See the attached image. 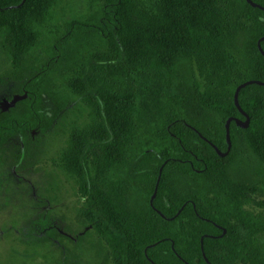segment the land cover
<instances>
[{
	"label": "trees",
	"instance_id": "obj_1",
	"mask_svg": "<svg viewBox=\"0 0 264 264\" xmlns=\"http://www.w3.org/2000/svg\"><path fill=\"white\" fill-rule=\"evenodd\" d=\"M88 1L92 15L36 55L55 0H0L4 78L19 98L0 110V152L14 141L15 170H38L53 130L72 134L83 114L100 122L45 173L48 189L60 170L74 174L85 198L77 223L89 229L58 264H79L83 246L98 264H264V224L243 209L264 192V86L239 90L248 122L231 120L228 139L224 127L245 120L236 86L264 83V11L246 0ZM18 233L24 247L64 239L49 210Z\"/></svg>",
	"mask_w": 264,
	"mask_h": 264
},
{
	"label": "rangeland",
	"instance_id": "obj_2",
	"mask_svg": "<svg viewBox=\"0 0 264 264\" xmlns=\"http://www.w3.org/2000/svg\"><path fill=\"white\" fill-rule=\"evenodd\" d=\"M148 5L149 1L139 0ZM93 13L88 0H55V4L35 29L37 47L33 52L41 55L45 45L58 36L70 20L87 19ZM96 55L98 52L92 49ZM10 68V58L0 45V110L4 111L19 98L15 96L16 84L5 81L4 74ZM80 104V98L74 100ZM77 130L72 134H61V130H53L48 138L45 167L15 170L11 165L10 152L16 142H11L0 152V264H58L65 255L63 247L70 249L74 241L73 235L81 234L89 227L80 228L78 215L83 211L82 191L78 179L73 174L68 175L60 170L52 189H48L45 173L51 170L52 164L61 166L60 157L74 145L73 140L82 137L88 140L90 133L100 125L93 116L91 121L87 116L77 119ZM93 158H90L92 161ZM51 160V161H50ZM111 162L104 160V164ZM98 167H101V164ZM54 195V196H53ZM257 203H259L257 205ZM243 209L258 217L264 224V192L253 193ZM44 210H49L54 218L56 230L64 239L62 244L40 248L24 247L19 243V229L29 219L34 218ZM260 240H264L260 238ZM81 254L79 264H98L86 247L78 251ZM110 264L112 262L110 261Z\"/></svg>",
	"mask_w": 264,
	"mask_h": 264
},
{
	"label": "water",
	"instance_id": "obj_3",
	"mask_svg": "<svg viewBox=\"0 0 264 264\" xmlns=\"http://www.w3.org/2000/svg\"><path fill=\"white\" fill-rule=\"evenodd\" d=\"M246 2H247L250 6H252V7H256V8H259V9H261V10L264 11V9H263L262 7H260V6L256 5V4L252 3L250 0H246ZM260 39H262V38H260ZM260 39L257 41L256 46H257V49H258L260 55L264 58V53L261 51V49H260V47H259V44H258V42L260 41ZM250 84H258V85H262V86H264V83H261V82L255 81V80L245 81V82L239 84L238 86H236V88L234 89V92H233V96H232L233 104H234L236 110H237L240 114H242V115L245 117V120H244L243 122H240V121H238L237 119H233V118H229V119H227V120L225 121V125H224V127H225V136H226V139H228V138H227V134H228V125H229V122H230L231 120H234V121L236 122V124H237L239 127H241V128L245 127L246 124H247V122H248V119H247L246 115L241 111V109H240V107H239V105H238V103H237V94H238V92H239V90H240L241 88H243V87L246 86V85H250ZM154 193H155V188H154V190H153V194H154ZM153 194H152L151 198L153 197ZM151 198H150V199H151Z\"/></svg>",
	"mask_w": 264,
	"mask_h": 264
}]
</instances>
